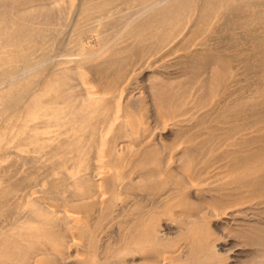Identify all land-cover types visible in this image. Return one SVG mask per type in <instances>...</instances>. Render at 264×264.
<instances>
[{"label": "bare ground", "instance_id": "obj_1", "mask_svg": "<svg viewBox=\"0 0 264 264\" xmlns=\"http://www.w3.org/2000/svg\"><path fill=\"white\" fill-rule=\"evenodd\" d=\"M263 213L264 0H0V264H264Z\"/></svg>", "mask_w": 264, "mask_h": 264}, {"label": "rangeland", "instance_id": "obj_2", "mask_svg": "<svg viewBox=\"0 0 264 264\" xmlns=\"http://www.w3.org/2000/svg\"><path fill=\"white\" fill-rule=\"evenodd\" d=\"M250 130V129H249ZM160 133L162 134H165V132H163V129H160ZM257 217V218H256ZM255 218H252V220H254V222L256 223L255 225H257L254 229L255 233L257 234V232H259L261 235V233L264 234V213H263V216H259L258 215L256 216ZM259 218V219H258ZM226 219V218H225ZM225 219H222V220H225ZM258 222V223H257ZM222 223V221L220 222V224ZM240 228H235L234 226L232 227H229V228H222L221 230H219V235L221 236L220 239L223 240L222 244L218 245V246H221L223 245V251H228V253H230V255L232 256L230 259L232 258H235L234 256L238 253V257H237V262L239 263V260H240V263L243 262V261H246V262H243V264H252L253 262V258L251 259L250 255H247V253L251 252L249 250H253L254 248H256L257 246L255 244H253V237L251 236L252 232L251 231H247V229H240ZM263 231H262V230ZM247 232V235L245 234V232ZM248 232L250 235H248ZM242 233V234H241ZM244 233V235H243ZM222 234V235H221ZM224 234V235H223ZM228 236H226V235ZM247 236V237H246ZM250 239H247L249 238ZM232 242V243H231ZM231 243V244H230ZM236 243V244H235ZM252 243V244H251ZM234 244V245H233ZM255 246V247H254ZM253 247V248H252ZM229 249V250H228ZM242 249V250H241ZM238 252H237V251ZM230 251V252H229ZM239 253H240V256H239ZM244 254V255H243Z\"/></svg>", "mask_w": 264, "mask_h": 264}]
</instances>
